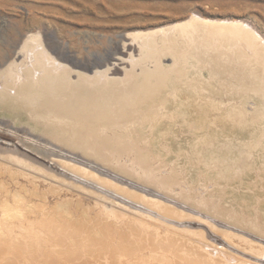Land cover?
<instances>
[{"label": "bare ground", "instance_id": "bare-ground-1", "mask_svg": "<svg viewBox=\"0 0 264 264\" xmlns=\"http://www.w3.org/2000/svg\"><path fill=\"white\" fill-rule=\"evenodd\" d=\"M225 22L195 20L118 35L98 52L89 51L82 42L75 43L77 52L72 54L48 49L50 38L44 47L39 37L19 40L21 44L12 57L0 64V264H71L86 256H91L95 264H202L212 257L199 243L185 244L172 235L169 237L179 245L169 253L163 242L156 244L159 247L155 250L132 248V234L124 233L126 228L120 226L122 231L117 233L120 228H101L106 218L97 219L93 213V218L87 217L90 213L83 208L87 198L80 195L93 189L94 183L88 190L92 183L86 182L91 178L88 176L100 179L102 175L109 177L106 183L112 185V178L147 193L138 183H128L110 172L113 168L108 171L96 163L115 166L124 173L133 172L130 168L137 171L121 165L116 155L133 154V163L144 169L136 173L138 179L153 185L158 182L151 168L154 153L163 155L162 150L169 148L181 155V150L191 152L211 146L205 154L212 155V149L230 147L229 142L238 139L240 129L249 134L245 147L249 140H258L255 131L237 126L234 116L245 118L242 108L228 107L225 114L218 111L225 103L220 99L247 101L254 95L264 99L253 86L254 79L263 85V74L260 70L251 72L255 59L248 50L257 36L240 24ZM169 59L173 64H165ZM120 72L122 76L118 77ZM261 88L259 92L264 93V86ZM223 155L230 158L235 151ZM215 156L221 157L219 153ZM169 184L162 181L165 188ZM111 185L103 184L104 188ZM115 186H111V192ZM124 190L127 188L120 192ZM116 192V197L130 203L132 195L129 198ZM158 193L148 192L157 199L141 201L150 204L148 209L154 206L164 222L181 218L183 212L174 207L177 202L172 200L174 206L167 204L171 200ZM140 196L136 194L137 200ZM208 202L206 207L215 211L216 206L211 209ZM229 217L244 222V218ZM87 222H93L92 228L97 229L93 236ZM210 233V237H216L213 241L223 242L220 253L232 249L241 252L231 246L234 242L239 249L253 250L256 257L252 258L260 260L264 256V248L248 241L227 242ZM196 235L201 241L207 239L203 233ZM182 249L189 259L181 254Z\"/></svg>", "mask_w": 264, "mask_h": 264}, {"label": "rangeland", "instance_id": "rangeland-1", "mask_svg": "<svg viewBox=\"0 0 264 264\" xmlns=\"http://www.w3.org/2000/svg\"><path fill=\"white\" fill-rule=\"evenodd\" d=\"M192 16L194 19H192ZM226 19L231 20L230 22L234 24H240L257 36L254 46H251L248 50L255 59L251 72H259L260 70L263 74L262 86L259 80L254 79L253 81V86L258 88L256 92L259 96H262L264 93L259 91L264 86V0H0V64L7 62V58L12 57L14 49L21 44L19 40L26 36L39 37L42 47L46 46V44L44 45L45 40L50 38L48 40L49 44L47 43L48 46H46L48 49L53 50L55 48L54 51L56 52L63 49L75 54L77 52L76 42H82L81 44L86 46L89 51L98 52L104 49L114 36H125L128 33H143L156 28L179 26L182 23L195 20L204 22H220L222 20V22H225ZM234 19L237 20V23L234 22ZM230 22L225 23L232 24ZM257 33L260 35H257ZM139 39V37L136 38L135 42L138 43ZM57 46L60 47L57 49ZM125 58L128 59L129 56ZM22 59L20 58L19 62ZM165 64L171 65L173 60H166ZM104 69L105 67L100 70ZM122 73L120 72L121 75L118 74L117 76L121 77ZM204 73L206 74V71ZM220 100L225 102L218 108L220 114H225L228 107L237 106V109L242 108L245 118L234 116V120L238 127L241 126L242 129L246 127L251 133L255 131L258 134V140H249L248 147H245L248 140L247 135L249 134L242 132L240 129L238 130L240 131L238 139L230 142L229 138L224 139L226 143L232 144L230 147L219 150L212 149L215 152L212 155L207 156L205 154L208 149L212 148L211 146H206L203 150L196 148L195 151L192 150L191 152L181 150V155L169 148L162 150V156L154 153L153 157L150 158L154 176L158 179L157 183H153L154 186L138 179L136 173L140 171L142 173L144 169L140 165H136V161L133 163L135 159L133 154L124 153L123 157L116 155L118 153L114 154L120 159L119 163L121 165L133 166L137 170L130 168L133 172H128L129 174L122 172L115 166L107 165V167L103 163L94 161L108 171L113 168L110 172L122 176V178L124 177L128 180V183L130 180L145 187L144 190L147 193L132 188L125 182L124 184L119 183V181L112 178L109 180L112 185L106 183L105 179L108 180L109 177L102 174H100L102 175L100 179L99 176L95 177L96 179H91L93 176H88L91 178L86 182L88 184L92 182L88 190L92 188L91 186L94 183L96 189L93 185L90 193H95L93 195L88 192L82 195L78 194L85 196L83 198H87L86 204L92 203V206H90L95 208V210L91 209L89 205L85 204L84 210L88 209L87 211L90 213V216L87 217L93 218L94 215L97 219L106 218L107 220L104 219L106 224H100L101 228H107V225H109L119 229L120 226L121 228L123 226V228H126V230L123 229L124 233L129 231V234H132L130 236L127 233L132 238L130 240L132 248L137 246L136 249H139V251H144L147 248L155 250L159 247L156 244L160 245V242H163L164 245H168L164 250L169 253V250H174L179 245L178 242L169 237L172 235L173 237L179 236L182 238V243L186 244L192 241L204 246L212 257L202 264H264V256L260 257L262 260L252 258V256L256 257L255 252H251L253 250L239 249L236 243L231 242L232 240L240 242L238 240L240 239L241 241H248L256 247L264 248V99H258L254 95L252 99H247V101L240 99ZM239 124L241 125L239 126ZM233 151H235L233 157H224L223 153H232ZM216 153L217 155L219 153L221 157L215 156ZM91 171L95 173L94 170ZM95 175L97 176V173ZM168 180L170 184L173 182L172 185L169 184ZM162 181L168 182L167 189L162 186ZM99 183L110 184L111 186L118 185V188L115 189L117 187L115 186V190L113 189L111 192L110 189L113 187L108 188V186L107 189L104 188L105 185ZM119 184L122 185L121 189ZM98 185L100 187H97ZM123 188H127V191H125L126 189L124 192L121 191L122 194L132 195L131 198L128 196L131 200L130 203L123 202L116 197V191L120 192ZM165 189L169 190L168 193ZM132 192L135 194L137 202ZM148 192L163 194L165 199L171 200L167 204L172 206L175 205L173 201L177 202L178 205L181 204L180 207L178 205L174 207L183 212L181 213L182 217L174 221L170 220V222L162 221L160 217H157L158 214L154 206L151 205L152 208L148 209L147 205L150 207V204L141 201L149 197L156 198L147 195ZM136 194L137 197L141 195L138 198L139 200H137ZM181 198H185V200L187 198L190 201L186 200V203ZM207 200L212 207L211 209H215L216 206L215 211H211L209 206L206 207ZM192 201L197 202V205ZM165 202L167 201L165 200ZM184 205L189 209H183ZM148 210H153L154 214ZM223 210L229 211L230 215L236 216L238 219L244 218V222H235ZM141 222L144 223L141 224ZM92 223L88 224L87 222L86 225L91 229L93 236L96 234L97 229L92 228ZM121 228L117 233H120V230L122 231ZM211 231L216 233L218 238L233 243L234 246H231L241 252L232 249L233 253L229 251H226V254L224 252L220 253L223 250L221 248L223 242L213 241L216 237L209 236ZM196 233H203L207 239L201 241L200 236ZM130 243L128 242L129 245ZM89 249L92 250L91 246ZM180 252L185 258H190L183 249ZM243 252L249 255H245ZM94 261L91 256H86L79 261L71 262V264H95L96 261Z\"/></svg>", "mask_w": 264, "mask_h": 264}]
</instances>
